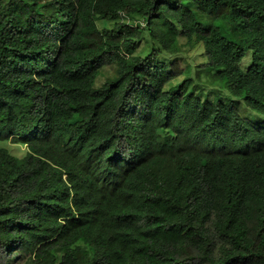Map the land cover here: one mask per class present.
<instances>
[{
  "label": "trees",
  "instance_id": "trees-1",
  "mask_svg": "<svg viewBox=\"0 0 264 264\" xmlns=\"http://www.w3.org/2000/svg\"><path fill=\"white\" fill-rule=\"evenodd\" d=\"M6 140L0 264H264V0H0Z\"/></svg>",
  "mask_w": 264,
  "mask_h": 264
},
{
  "label": "rangeland",
  "instance_id": "rangeland-1",
  "mask_svg": "<svg viewBox=\"0 0 264 264\" xmlns=\"http://www.w3.org/2000/svg\"><path fill=\"white\" fill-rule=\"evenodd\" d=\"M112 24L113 22H104L102 20L97 21V25L100 29L104 27H110ZM148 40H149L148 37H144V39H142L140 45L138 46L140 53H144L146 51L147 47L145 45H148ZM200 51H201L200 46H196L190 49L185 47V48H182V51L180 55H177V58L179 59L182 66L186 65L187 63L191 65L192 63H199L203 60V56L201 55ZM167 56H168L167 53L164 52L163 57L165 58V60L168 61L170 60V58ZM249 62H250L249 55H246L242 59L240 64L241 66L245 67ZM114 68H115L114 64H104L102 68L100 69L98 76L95 79V85L98 86L106 78H109L110 76H112L114 74ZM207 82L210 85L208 87V90L210 89L212 90L209 92V95L211 97H214V95L216 94L222 99H225V100L231 99L237 112L240 115L246 117L249 120H253V121L260 119V115L257 112H255L252 108L245 105L241 97H234V96L231 97L227 89L221 85L220 81L213 80V81H207ZM0 146L6 147L12 154H15L17 156H21L26 151L25 146L20 145V144H15L7 140L0 141ZM21 261H22L21 258H17L16 260L12 261L10 264H20Z\"/></svg>",
  "mask_w": 264,
  "mask_h": 264
}]
</instances>
